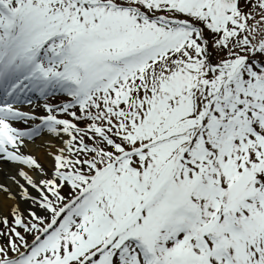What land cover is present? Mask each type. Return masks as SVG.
<instances>
[{
	"label": "snow or ice",
	"instance_id": "1",
	"mask_svg": "<svg viewBox=\"0 0 264 264\" xmlns=\"http://www.w3.org/2000/svg\"><path fill=\"white\" fill-rule=\"evenodd\" d=\"M0 161V264H264V0H0Z\"/></svg>",
	"mask_w": 264,
	"mask_h": 264
},
{
	"label": "bare ground",
	"instance_id": "2",
	"mask_svg": "<svg viewBox=\"0 0 264 264\" xmlns=\"http://www.w3.org/2000/svg\"><path fill=\"white\" fill-rule=\"evenodd\" d=\"M39 144H40L39 140L36 142V144H30L28 151L32 155L40 159L41 161H45L46 160L45 149L43 147H38L37 145ZM7 167L8 165L5 162L0 161V168H7Z\"/></svg>",
	"mask_w": 264,
	"mask_h": 264
},
{
	"label": "rangeland",
	"instance_id": "3",
	"mask_svg": "<svg viewBox=\"0 0 264 264\" xmlns=\"http://www.w3.org/2000/svg\"><path fill=\"white\" fill-rule=\"evenodd\" d=\"M36 158H37V157H36ZM37 160H38V161H40V162H42V163L44 162V161H41V160H40V159H38V158H37Z\"/></svg>",
	"mask_w": 264,
	"mask_h": 264
}]
</instances>
